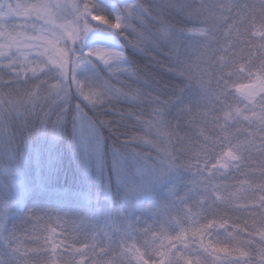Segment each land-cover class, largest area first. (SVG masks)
<instances>
[{"label":"snow or ice","instance_id":"obj_1","mask_svg":"<svg viewBox=\"0 0 264 264\" xmlns=\"http://www.w3.org/2000/svg\"><path fill=\"white\" fill-rule=\"evenodd\" d=\"M0 264H264V0H0Z\"/></svg>","mask_w":264,"mask_h":264},{"label":"trees","instance_id":"obj_2","mask_svg":"<svg viewBox=\"0 0 264 264\" xmlns=\"http://www.w3.org/2000/svg\"><path fill=\"white\" fill-rule=\"evenodd\" d=\"M5 78H7V77H5ZM125 123L128 124L129 127L125 128L123 125H121L120 131L131 132V133H135L137 131L136 129L131 128V121H126ZM74 176H75V166H74L71 158L67 154H65L63 157V160L61 161L59 179L61 182H64L65 180L71 182L74 179ZM47 207L55 208V207H57V205L55 203H53L52 205H47ZM63 211L68 212L69 210L67 208H64ZM51 215L53 217L52 223L55 224L57 222L56 213L52 212ZM45 219H47V218H45ZM64 219H65V217L63 215H61L60 216V222H63ZM241 226H242V222H241ZM64 227L67 228L66 235H68L70 237V242H71V239H80L82 241L85 239V232H84L83 228H81L79 231H75L73 228V225L71 223L64 225Z\"/></svg>","mask_w":264,"mask_h":264},{"label":"rangeland","instance_id":"obj_3","mask_svg":"<svg viewBox=\"0 0 264 264\" xmlns=\"http://www.w3.org/2000/svg\"><path fill=\"white\" fill-rule=\"evenodd\" d=\"M238 83H244V81H238ZM89 242H90V239H89Z\"/></svg>","mask_w":264,"mask_h":264}]
</instances>
